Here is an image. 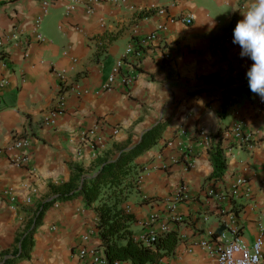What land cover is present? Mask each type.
<instances>
[{
  "label": "crops",
  "instance_id": "1",
  "mask_svg": "<svg viewBox=\"0 0 264 264\" xmlns=\"http://www.w3.org/2000/svg\"><path fill=\"white\" fill-rule=\"evenodd\" d=\"M41 1L0 0V150L16 138L29 141L24 166L12 163L13 153L0 152V262L20 248L29 228L28 257L15 264H80L76 251L87 231V244L102 246L97 203L86 206L81 195L54 200V187L67 182L74 167L85 178L93 176L98 157H116L115 146L129 142L130 148L158 121L166 127L135 158L143 171L124 203L135 217V236L156 214L154 228L168 223L178 235L162 264H206L198 243L209 232L219 236L225 223L218 208L228 211L232 205L205 194L213 166L200 134L219 131L226 144L232 125L240 122L250 147L226 148L224 174L213 181L228 189L238 175L249 180L251 196L238 198L235 210L239 237L250 245L258 223L264 227V99L233 92L248 81L253 63L241 56L233 32L253 0H76L69 11L65 6L72 0H58L46 13ZM187 15L189 24L176 20ZM159 24L167 28L143 50L134 81L124 84L120 73L111 88H103L126 47ZM59 95L63 113L48 123ZM91 128L94 133L83 137ZM182 185L186 197L176 198ZM50 200L33 225L38 206ZM175 213L180 221L170 220Z\"/></svg>",
  "mask_w": 264,
  "mask_h": 264
},
{
  "label": "trees",
  "instance_id": "2",
  "mask_svg": "<svg viewBox=\"0 0 264 264\" xmlns=\"http://www.w3.org/2000/svg\"><path fill=\"white\" fill-rule=\"evenodd\" d=\"M242 91H251L248 81L233 90L237 93ZM220 116H223V109ZM165 127V121H158L130 148H127L129 142L123 146H115L116 157L107 155L98 157L96 159L98 171L93 176L85 178L82 176V168L74 167L69 180L54 187V193L57 194L54 200H68L81 195L86 206L97 203L98 237L104 247L107 264L120 261L155 264L159 258L171 254L176 247L178 235L175 230L159 236L152 248L143 246L131 228L135 217L132 213L126 212L124 207L127 193L134 186L132 182L139 172L143 171V167L134 162L135 158L156 144ZM234 145L233 141L223 144L219 131L211 136L208 156L213 170L208 176L209 180H218L224 174L226 168L224 150ZM52 202L53 200L45 201L38 206L33 215V225L37 226L41 222L44 211ZM32 233L33 229H26L23 238L19 239L20 248L13 249L0 264H15L27 258L32 245Z\"/></svg>",
  "mask_w": 264,
  "mask_h": 264
},
{
  "label": "built area",
  "instance_id": "3",
  "mask_svg": "<svg viewBox=\"0 0 264 264\" xmlns=\"http://www.w3.org/2000/svg\"><path fill=\"white\" fill-rule=\"evenodd\" d=\"M58 0H42V12L46 13L50 5H53ZM76 0H72L67 4L66 10H72L76 5ZM92 12V7L88 10ZM162 11V10H161ZM40 19V17H38ZM175 19L171 18L170 21L173 22ZM176 20H180L186 24L192 22V16H180ZM167 27L164 24H159L156 31H152L147 35L137 38L134 42L130 43L124 54L116 59L115 63L111 68V73L107 77L103 88H111V84L114 78L121 73L122 82L126 85H130L135 79V66H137L138 59L141 57L143 50L148 47V45L158 38V31L165 30ZM41 35L38 34V37ZM3 39L0 38V59L2 56V45ZM167 57V55H164ZM126 68L123 73L122 69ZM63 99L62 95L57 98V104L52 109L47 116L48 123H54L58 116L63 113ZM94 133V128L83 131L81 134L83 137L86 135H92ZM202 140L209 148L211 145V136L207 133L201 132L200 134ZM231 141L239 148H249L250 147V134H246L242 130V123L235 122L232 125ZM229 136H225L226 140ZM229 141V142H231ZM228 142V143H229ZM29 146V141L26 138H16L14 141L6 146L3 150L5 153H13L11 156V161L16 167L24 166L28 160V154L26 148ZM230 149V147H227ZM0 150V152H1ZM20 151L14 153L15 151ZM186 168H191L194 161L189 155H186ZM140 181L139 174L134 179L137 183ZM252 193L249 180L242 175H238L234 178L233 183L228 189H220L216 186L215 181H211L205 190L206 196L213 199L215 203L220 201L229 202L232 206L228 211L225 209L218 208V212L222 215L221 223H225L224 230H222L219 236L215 237L213 233H208V238L201 239L198 245L204 250L207 261L206 264H264V227L258 223V232L255 236L253 242L248 245L243 242L239 237V226H237V213L235 208L239 206L237 204L238 198H250ZM186 197V186L182 185L176 192V198ZM56 206L58 204H55ZM173 207V206H172ZM156 214H152L143 223L145 230L142 231L137 238L141 244L145 247L152 248L153 243L157 240L159 236L164 235L166 232L172 230L168 223H161L157 228L153 226L156 221ZM182 217L178 214H174L170 218L172 221H180ZM91 231H87L82 235L83 244L77 247L76 255L79 259L80 264H107V259L104 255V247L89 245L87 244L90 238ZM121 262V261H120ZM116 262L115 264H120ZM155 264H162L161 258Z\"/></svg>",
  "mask_w": 264,
  "mask_h": 264
},
{
  "label": "clouds",
  "instance_id": "4",
  "mask_svg": "<svg viewBox=\"0 0 264 264\" xmlns=\"http://www.w3.org/2000/svg\"><path fill=\"white\" fill-rule=\"evenodd\" d=\"M233 36V43L242 49L241 56L253 62L246 74L249 88L264 99V0H253Z\"/></svg>",
  "mask_w": 264,
  "mask_h": 264
}]
</instances>
